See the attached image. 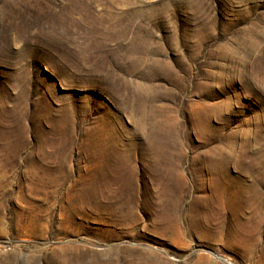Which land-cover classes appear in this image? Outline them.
Segmentation results:
<instances>
[{"label":"rangeland","instance_id":"obj_1","mask_svg":"<svg viewBox=\"0 0 264 264\" xmlns=\"http://www.w3.org/2000/svg\"><path fill=\"white\" fill-rule=\"evenodd\" d=\"M0 264H264V0H0Z\"/></svg>","mask_w":264,"mask_h":264}]
</instances>
